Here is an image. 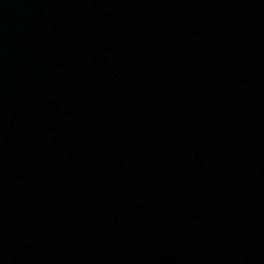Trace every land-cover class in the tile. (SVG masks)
I'll return each mask as SVG.
<instances>
[{"label": "water", "instance_id": "water-1", "mask_svg": "<svg viewBox=\"0 0 264 264\" xmlns=\"http://www.w3.org/2000/svg\"><path fill=\"white\" fill-rule=\"evenodd\" d=\"M0 264H264V0H0Z\"/></svg>", "mask_w": 264, "mask_h": 264}]
</instances>
